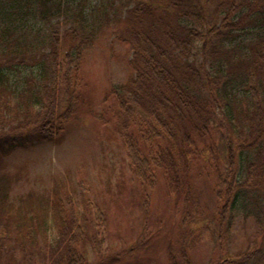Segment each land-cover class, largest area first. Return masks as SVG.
Masks as SVG:
<instances>
[{
    "label": "trees",
    "instance_id": "obj_1",
    "mask_svg": "<svg viewBox=\"0 0 264 264\" xmlns=\"http://www.w3.org/2000/svg\"><path fill=\"white\" fill-rule=\"evenodd\" d=\"M109 25L131 75L104 91L94 118L121 144L143 213L157 188L165 201L188 204L201 163L219 252L252 192L264 237V0H0V160L60 140L86 111L85 53ZM79 185L81 210L71 189L16 205L0 176V264H90L88 250L104 264L106 211ZM187 221L165 247L166 264H194ZM258 252L215 264H264Z\"/></svg>",
    "mask_w": 264,
    "mask_h": 264
},
{
    "label": "rangeland",
    "instance_id": "obj_2",
    "mask_svg": "<svg viewBox=\"0 0 264 264\" xmlns=\"http://www.w3.org/2000/svg\"><path fill=\"white\" fill-rule=\"evenodd\" d=\"M110 27H101L97 43L85 53L82 70L88 87L86 111L68 124L60 140L16 149L0 160V176L11 182L8 201L17 205L20 198L28 195L40 200L56 189H71L81 210L79 183H84L91 199L103 205L108 219L104 264H166L165 247L168 242H176L183 215L188 218L185 227L197 238L191 255L194 264L238 261L255 247L262 254L264 237L259 236L255 215L260 195L253 192L240 199L230 240L219 252L213 236L215 211L201 163H197L191 178L188 204L175 206L172 201H165L157 188L150 194L149 216L143 213L140 194L126 170L121 144L94 118L102 112L104 91L123 85L131 75L127 53L112 42ZM241 38L240 49H244L249 38ZM218 144L224 160L220 139ZM200 149L203 152L204 146L200 145ZM203 158L208 160V155L203 153ZM88 259L90 264H97L89 250Z\"/></svg>",
    "mask_w": 264,
    "mask_h": 264
}]
</instances>
